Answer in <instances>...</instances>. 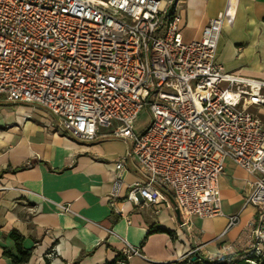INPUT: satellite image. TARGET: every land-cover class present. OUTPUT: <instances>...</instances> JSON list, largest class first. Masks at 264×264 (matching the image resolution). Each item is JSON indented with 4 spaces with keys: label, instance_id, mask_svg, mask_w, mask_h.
<instances>
[{
    "label": "built area",
    "instance_id": "2783aa9c",
    "mask_svg": "<svg viewBox=\"0 0 264 264\" xmlns=\"http://www.w3.org/2000/svg\"><path fill=\"white\" fill-rule=\"evenodd\" d=\"M181 2L0 0V98L42 109L49 127L77 141L91 142L106 127L129 142L114 161L110 196H118L132 161L138 180L125 199L177 207L188 231L193 216L223 214L218 182L232 161L252 177L245 204L255 213L242 233V252L247 263L264 264V78L227 71L217 61L223 25L234 22L238 0H226L189 41L180 31ZM145 106L149 120L135 130ZM57 206L72 212L70 203ZM237 218L227 216V225ZM199 249L195 244L187 256ZM55 253L52 247L45 257ZM132 255L142 257L125 243L117 264Z\"/></svg>",
    "mask_w": 264,
    "mask_h": 264
},
{
    "label": "crops",
    "instance_id": "0c3cea01",
    "mask_svg": "<svg viewBox=\"0 0 264 264\" xmlns=\"http://www.w3.org/2000/svg\"><path fill=\"white\" fill-rule=\"evenodd\" d=\"M225 1L182 0L183 40L197 38ZM235 59L264 65V0H238L234 22L223 25L217 54L225 70L264 78L241 72L243 65L233 63ZM1 103L18 113L0 121V264H12L4 251L15 254L9 236L13 229L30 251L27 264H43L52 247L56 253L51 264H107L117 261L125 243L142 254L132 255L127 264H171L186 257L195 244L206 259L223 255L226 248L232 254L243 250L241 236L255 213L245 204L252 177L232 161L226 160L224 169L230 196L221 195L222 175L218 182L223 214L193 216L188 231L177 222L173 206L137 205L125 199L138 180L132 161L126 163L118 196H110L114 161L129 149V142L111 136L106 127L95 140L80 142L49 127L50 115L40 108L0 98V111ZM58 203H70L72 212H59ZM116 209H122L123 216ZM229 215L238 217L230 226Z\"/></svg>",
    "mask_w": 264,
    "mask_h": 264
},
{
    "label": "trees",
    "instance_id": "16d2710c",
    "mask_svg": "<svg viewBox=\"0 0 264 264\" xmlns=\"http://www.w3.org/2000/svg\"><path fill=\"white\" fill-rule=\"evenodd\" d=\"M158 230L169 233V231L165 229ZM9 236L14 242L15 254L10 253L9 251H4V254L10 257L12 264H27L30 259V251L22 247L23 236L16 229H13ZM193 256L195 257L194 259H192ZM246 256L247 254L244 252H237L234 254L220 256L218 259L207 260L202 258L199 253H194L182 259L173 261L171 264H249L245 261ZM115 262L116 261L114 260L108 262L107 264H115ZM43 264H50L46 257Z\"/></svg>",
    "mask_w": 264,
    "mask_h": 264
},
{
    "label": "rangeland",
    "instance_id": "374dc122",
    "mask_svg": "<svg viewBox=\"0 0 264 264\" xmlns=\"http://www.w3.org/2000/svg\"><path fill=\"white\" fill-rule=\"evenodd\" d=\"M233 63L238 64V65H243L241 67L242 70H244V71H241L243 73H251L252 75H257V76H263L264 75V65H263V67H260L258 65L257 61L248 62L245 59H242V60L235 59V60H233ZM15 108L16 107H12V106H9L5 103H1L0 121H5L7 118H9V116L13 115L14 113H18V111L15 112L13 110ZM148 120H149V108H148V106H145L140 111L139 115L137 116V118L134 122L135 130H141L146 125ZM223 174L221 176L222 186H223L222 191H221V195L222 196H224V195L230 196L232 191H230V190H229L230 192L227 191L229 179H228L227 175H225V174L223 175ZM227 192L229 193V195ZM255 219H256V217H255ZM240 252H242V251H240ZM44 259H45V257H44ZM49 262H50V260H49Z\"/></svg>",
    "mask_w": 264,
    "mask_h": 264
},
{
    "label": "water",
    "instance_id": "95a60500",
    "mask_svg": "<svg viewBox=\"0 0 264 264\" xmlns=\"http://www.w3.org/2000/svg\"><path fill=\"white\" fill-rule=\"evenodd\" d=\"M170 201L171 203L174 205V200L170 197ZM174 213H175V217H176V220L177 222L181 225L182 224V219H181V216H180V211L177 207L174 208ZM195 257L193 256L192 259H194Z\"/></svg>",
    "mask_w": 264,
    "mask_h": 264
}]
</instances>
